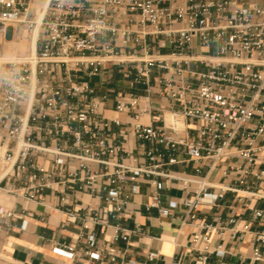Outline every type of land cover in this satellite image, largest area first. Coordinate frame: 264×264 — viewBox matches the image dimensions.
<instances>
[{
    "label": "built area",
    "instance_id": "1",
    "mask_svg": "<svg viewBox=\"0 0 264 264\" xmlns=\"http://www.w3.org/2000/svg\"><path fill=\"white\" fill-rule=\"evenodd\" d=\"M39 1L40 17L34 0H0V35L38 29L34 51L0 66V253L33 216L29 204L76 201L64 214L85 234L52 252L115 264L116 243L142 232L135 220L133 229L120 224L132 219L141 184L150 189L145 211L172 218L181 207L180 224L196 228L190 246L213 234L242 239L248 226L235 217L207 224L197 211L227 194L264 201V0ZM113 70L143 93L97 96L91 79ZM188 165L192 172L173 170ZM178 185V201L164 205L161 192ZM263 214L252 209L255 220ZM91 226L111 229L108 248ZM257 241L253 261L264 232ZM211 252L222 255L221 243ZM207 254L203 247L192 264Z\"/></svg>",
    "mask_w": 264,
    "mask_h": 264
},
{
    "label": "crops",
    "instance_id": "2",
    "mask_svg": "<svg viewBox=\"0 0 264 264\" xmlns=\"http://www.w3.org/2000/svg\"><path fill=\"white\" fill-rule=\"evenodd\" d=\"M10 27H14L15 31L14 35L8 39L6 32ZM26 36L27 32L24 27L7 26L0 35V56L4 55L9 50L8 47L11 46H15V49L22 52L14 51L15 56L27 54L29 52V37ZM4 45L6 50H4ZM103 75L102 78L95 77L90 81L97 96L107 94L112 97L119 92L143 93L141 86L131 88L129 82L114 70ZM112 116L115 115L111 113L108 117ZM173 170L192 172L191 165L174 166ZM149 194V187L141 184L138 193L128 205L133 217L121 221V226L133 229V220H135L141 225L142 232L132 234L127 244L122 240L116 243L115 247L119 257L115 264L129 260L135 264H168L171 258H175L179 264H192L200 255L203 247L208 251L206 264H264V252H262L260 261L252 260L253 249L259 247L257 236L264 232V214L260 219L255 220L252 217V209H264V201L245 203L237 201L231 194H227L226 198L215 207H200L197 211V218L200 221L212 224L215 220L235 217L239 228L247 225L248 229L242 239H232L226 233L219 240L218 236L213 234L207 244L199 243L196 247H192L189 243L196 228L188 223L180 224L181 207L172 213V218L162 217L155 210L147 212L144 209V204L149 200ZM161 195L164 205L167 198L178 201L181 196L180 187L179 185L177 188L168 186L161 192ZM81 200L83 204L90 203L86 197H82ZM47 204L46 207L36 204L28 205L33 216L26 218L27 224L23 230L14 229L9 234L8 242L0 253V264H72L66 258L53 253L52 246L56 243H78L79 236L85 234L78 218L75 223H71L64 214L73 205L78 206L79 202H69L68 206L60 210L50 208L54 204L53 201H48ZM92 204L98 205L99 203L92 202ZM245 204L247 207H244ZM90 231L95 234L99 248L109 247L108 240L111 236V229L91 226ZM220 243L223 254L218 256L211 251ZM152 252L158 253V256L150 261L147 259V254ZM86 262V258H78L73 264H86ZM98 264L110 263L108 260H104Z\"/></svg>",
    "mask_w": 264,
    "mask_h": 264
},
{
    "label": "bare ground",
    "instance_id": "3",
    "mask_svg": "<svg viewBox=\"0 0 264 264\" xmlns=\"http://www.w3.org/2000/svg\"><path fill=\"white\" fill-rule=\"evenodd\" d=\"M44 7H45V1H41L38 8L36 9V13H37L38 17H40L41 9H43ZM37 32H38V29H35L33 32H30V35L28 38V50L29 51H34V41L36 39ZM14 49H15V46H11L10 49L8 51H6V53L4 55L0 56V66L2 63L10 61L11 59H13L15 57V55H14L15 50Z\"/></svg>",
    "mask_w": 264,
    "mask_h": 264
},
{
    "label": "rangeland",
    "instance_id": "4",
    "mask_svg": "<svg viewBox=\"0 0 264 264\" xmlns=\"http://www.w3.org/2000/svg\"><path fill=\"white\" fill-rule=\"evenodd\" d=\"M39 4H40V1L39 0H34V2H33V5H32V7H33V10L34 11H36V9L38 8V6H39ZM14 31H15V28L14 27H10L8 30H7V32H6V38H10V37H12L13 35H14ZM27 32V36L26 37H29V35H30V32H28V31H26ZM23 36L21 35V38H22ZM9 49H10V47H8ZM4 50H6V47L4 46ZM15 52L16 53H22V52H20V50H18V49H15ZM111 113L112 112H106V116H109V115H111Z\"/></svg>",
    "mask_w": 264,
    "mask_h": 264
}]
</instances>
